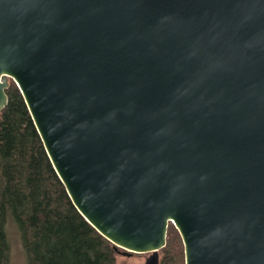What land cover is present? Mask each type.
Returning a JSON list of instances; mask_svg holds the SVG:
<instances>
[{
  "label": "water",
  "instance_id": "95a60500",
  "mask_svg": "<svg viewBox=\"0 0 264 264\" xmlns=\"http://www.w3.org/2000/svg\"><path fill=\"white\" fill-rule=\"evenodd\" d=\"M10 79L116 249L264 264V0H0Z\"/></svg>",
  "mask_w": 264,
  "mask_h": 264
},
{
  "label": "trees",
  "instance_id": "16d2710c",
  "mask_svg": "<svg viewBox=\"0 0 264 264\" xmlns=\"http://www.w3.org/2000/svg\"><path fill=\"white\" fill-rule=\"evenodd\" d=\"M0 111V264L10 262L15 225L29 264H117V249L79 213L57 175L25 100L10 79ZM164 264H185L169 224Z\"/></svg>",
  "mask_w": 264,
  "mask_h": 264
},
{
  "label": "rangeland",
  "instance_id": "374dc122",
  "mask_svg": "<svg viewBox=\"0 0 264 264\" xmlns=\"http://www.w3.org/2000/svg\"><path fill=\"white\" fill-rule=\"evenodd\" d=\"M10 81V80H9ZM8 236L10 243V262L9 264H29L28 257L25 252L21 236L18 228L10 224L8 226ZM150 253H128L117 248L116 261L117 264H145ZM165 253L161 249L159 251V263L164 264Z\"/></svg>",
  "mask_w": 264,
  "mask_h": 264
}]
</instances>
